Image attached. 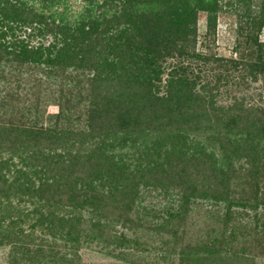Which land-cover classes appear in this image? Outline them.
Listing matches in <instances>:
<instances>
[{
    "label": "trees",
    "instance_id": "1",
    "mask_svg": "<svg viewBox=\"0 0 264 264\" xmlns=\"http://www.w3.org/2000/svg\"><path fill=\"white\" fill-rule=\"evenodd\" d=\"M226 4L245 7L240 58L199 48ZM262 27L264 0H0V264H84L93 246L254 264L235 241L264 244V93H244ZM147 190L168 202L150 218Z\"/></svg>",
    "mask_w": 264,
    "mask_h": 264
},
{
    "label": "rangeland",
    "instance_id": "2",
    "mask_svg": "<svg viewBox=\"0 0 264 264\" xmlns=\"http://www.w3.org/2000/svg\"><path fill=\"white\" fill-rule=\"evenodd\" d=\"M235 2V0H221V2ZM74 7L78 9L79 2L74 1ZM254 7V5H252ZM223 11L219 12V15L216 19V25L214 28H211L207 32V36L204 38V41L202 42V36L199 37V48L202 46L207 51L215 52L217 55L226 56V57H237L240 58L238 55V51L234 49V46L236 44L240 43L242 40V35L240 34V31L245 28L244 26V20H241L239 17L240 11H244L245 7H239L240 9H236L237 7L235 5L226 4L223 7ZM198 29L201 33H204L207 31L206 29V20L205 15L201 14L197 21ZM259 39L264 42V27H262L260 33H259ZM241 50V47H240ZM247 79H250V76L246 77ZM264 93V78L260 77V79L256 82L249 81V87L244 91L245 94L252 97L253 99H258L259 93ZM262 102L264 104V96L262 97ZM48 111L55 112L57 111V106L50 105L48 106ZM157 191H150L147 190L144 196V199L142 201V205L146 206V210L148 211V218H150V208H153L156 210L157 215L158 213H163L165 210V205L168 204V202H165V198H163L161 195L158 194ZM204 205L199 206L196 210V213L191 217V219H196V225L192 226L193 231H195L198 235L204 234L207 224L210 226L215 225L213 223L214 221L209 220L210 218L205 215V209L211 208L206 202L203 203ZM263 208V205H259L258 211H261ZM250 213V216L254 213L253 210L248 209L247 210ZM155 213V211H153ZM245 220V218H243ZM118 231L125 230L119 226L116 227ZM130 234V232H129ZM147 235V233H146ZM145 235V236H146ZM154 238H153V237ZM161 234H152L151 237L156 241L161 240L160 238ZM150 238V234L146 236V238ZM165 238H168V234L164 236ZM251 237L245 236L243 241L244 245L239 246V239L235 241L236 247H245L246 252L249 254H257L254 255L253 258L254 264H264V244L259 243L258 240L254 241H248ZM160 242V241H159ZM159 242L156 241V243L159 244ZM242 243V242H241ZM240 243V244H241ZM246 244V245H245ZM5 251H7V247L2 248L0 247V262L2 259L5 258ZM137 254L139 257L144 255V252L138 251ZM81 255L82 260L84 264H134L131 260L137 261L138 258H134L131 256H125L123 259L117 258L110 255L108 253V250L98 251V248L93 246L91 248H83L81 249ZM150 258V254H148ZM153 256V254H152ZM176 254L171 255V259L175 261ZM128 258V259H127ZM127 259V260H126ZM177 261V259H176ZM158 264H169V259H160L158 261Z\"/></svg>",
    "mask_w": 264,
    "mask_h": 264
}]
</instances>
